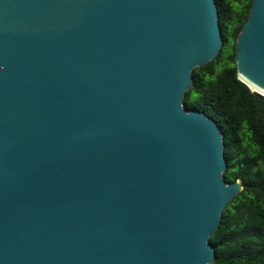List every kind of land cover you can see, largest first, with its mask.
Returning a JSON list of instances; mask_svg holds the SVG:
<instances>
[{
  "label": "water",
  "instance_id": "obj_1",
  "mask_svg": "<svg viewBox=\"0 0 264 264\" xmlns=\"http://www.w3.org/2000/svg\"><path fill=\"white\" fill-rule=\"evenodd\" d=\"M223 36L216 0H0V264H210L242 191L184 103ZM264 95V0L236 43Z\"/></svg>",
  "mask_w": 264,
  "mask_h": 264
},
{
  "label": "trees",
  "instance_id": "obj_2",
  "mask_svg": "<svg viewBox=\"0 0 264 264\" xmlns=\"http://www.w3.org/2000/svg\"><path fill=\"white\" fill-rule=\"evenodd\" d=\"M223 46L217 57L193 70L187 109L213 117L223 130L228 182L243 189L225 207L211 236L216 248L210 264H264V95L237 75L236 43L253 0H216Z\"/></svg>",
  "mask_w": 264,
  "mask_h": 264
}]
</instances>
